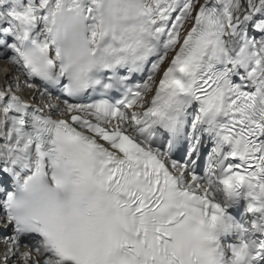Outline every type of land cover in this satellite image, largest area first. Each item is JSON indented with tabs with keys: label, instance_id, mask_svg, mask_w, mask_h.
Returning a JSON list of instances; mask_svg holds the SVG:
<instances>
[{
	"label": "snow or ice",
	"instance_id": "6c2138e0",
	"mask_svg": "<svg viewBox=\"0 0 264 264\" xmlns=\"http://www.w3.org/2000/svg\"><path fill=\"white\" fill-rule=\"evenodd\" d=\"M0 60L5 262L264 264V0H0Z\"/></svg>",
	"mask_w": 264,
	"mask_h": 264
},
{
	"label": "bare ground",
	"instance_id": "6f19581e",
	"mask_svg": "<svg viewBox=\"0 0 264 264\" xmlns=\"http://www.w3.org/2000/svg\"><path fill=\"white\" fill-rule=\"evenodd\" d=\"M0 245H1V244H0ZM4 248H5V249H9L10 247L8 248V247L5 246ZM3 252H4V251H1V250H0V254H3ZM2 256H3V255H2ZM12 258H17V255H16V256H12ZM7 261H8V260H7ZM10 263H12V262H10ZM17 263L20 264L19 262H17ZM0 264H1V263H0Z\"/></svg>",
	"mask_w": 264,
	"mask_h": 264
},
{
	"label": "rangeland",
	"instance_id": "374dc122",
	"mask_svg": "<svg viewBox=\"0 0 264 264\" xmlns=\"http://www.w3.org/2000/svg\"><path fill=\"white\" fill-rule=\"evenodd\" d=\"M10 262H14V260H8V261H4V262H0L1 264H12V263H10ZM14 264H16V263H14ZM18 264V263H17Z\"/></svg>",
	"mask_w": 264,
	"mask_h": 264
}]
</instances>
